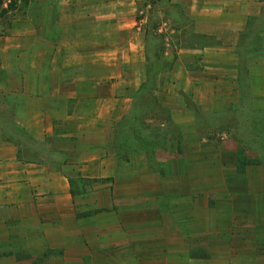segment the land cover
Segmentation results:
<instances>
[{"label": "crops", "instance_id": "0c3cea01", "mask_svg": "<svg viewBox=\"0 0 264 264\" xmlns=\"http://www.w3.org/2000/svg\"><path fill=\"white\" fill-rule=\"evenodd\" d=\"M166 1L186 22L165 11L158 33L177 60L200 65L170 70L178 97L167 104L182 106L171 120L192 116L180 93L206 120L243 106L264 111V51H236L263 21L264 0ZM159 2L38 0L37 17L11 19L0 35V97L12 124L38 142L102 133L132 86L114 66L145 74L146 16L156 6L163 12ZM174 33L198 40L180 47L167 41ZM240 58H248L246 83ZM184 124L163 163L136 148V160L108 151L77 166V176L103 184L90 198L72 193L65 168L22 160L19 146L0 143V256L54 250L63 264H264V161L234 126ZM255 125L264 132V117Z\"/></svg>", "mask_w": 264, "mask_h": 264}, {"label": "rangeland", "instance_id": "374dc122", "mask_svg": "<svg viewBox=\"0 0 264 264\" xmlns=\"http://www.w3.org/2000/svg\"><path fill=\"white\" fill-rule=\"evenodd\" d=\"M38 0H0V35L7 31L8 23L11 19L37 17L40 14V7L36 4ZM159 5L163 8L162 13L159 12L160 7L156 6L149 10L146 16L145 29L149 32V37L145 46V74L134 75L130 65H122L120 68L114 66L117 70L122 69L126 72V76L131 78L132 86L130 91L121 92L120 108L117 109V118L111 122H106L102 133L97 136L93 134H80L79 138L67 137L50 139L46 142L35 141L28 138L16 126L12 124V114L9 104L0 97V143L6 145L19 146L21 152L17 157L25 160L29 158L42 159L49 167L66 169L69 175L77 176L79 172L76 167L88 164L93 155L111 152L116 161L136 160V155H132L134 149L142 150L145 161L163 163L168 158L167 148L172 137H178L177 141H181V130L184 123L191 120L200 129L215 127L218 129H228L234 126L235 131L240 134L246 142H248L255 152L256 160L264 161V132L256 128V119L264 117V111H252L243 106L238 111H214L209 113L208 120L199 112V109L193 104L190 96L180 97L187 104L189 111L192 112L190 119L171 120L172 110H178L182 106L173 104L169 106V100L174 101L178 97L176 93L169 91L170 83L173 81V75L170 70L179 67H189L191 69H199L200 65L197 61H189L186 59L177 60L174 53L175 47L165 44L163 34L158 33L157 27L159 20L165 15H169L171 19L179 22H186L183 15L174 8L168 6L166 0H159ZM10 3V4H9ZM9 4V5H6ZM31 11H26L28 7ZM188 23V22H187ZM258 25L250 27L246 37L242 38L241 43L237 45V52L245 51H264V19L257 21ZM188 25V24H187ZM188 39L198 40V38L187 33L171 34L169 43H178L181 46L187 45ZM172 47L174 48L172 52ZM159 51V52H158ZM163 53L169 52V54ZM248 58H240L238 67L240 68V80L246 83V64ZM136 77V79H135ZM142 77V79H141ZM115 79V78H114ZM113 79V81H114ZM142 85L134 90L136 82ZM175 96V97H174ZM127 98V99H126ZM181 110V109H180ZM61 134V133H60ZM57 146L69 149H56ZM72 144V145H71ZM139 144H142L140 147ZM178 151H181L179 147ZM139 156V155H138ZM88 190L85 197L90 198L95 195V188H100L103 184L94 183ZM23 245H21L22 247ZM2 251H6L0 249ZM0 251V255L4 252ZM61 252L43 251L32 252L16 249L14 254L7 257L0 256V264H63L60 260ZM12 259V260H11Z\"/></svg>", "mask_w": 264, "mask_h": 264}, {"label": "trees", "instance_id": "16d2710c", "mask_svg": "<svg viewBox=\"0 0 264 264\" xmlns=\"http://www.w3.org/2000/svg\"><path fill=\"white\" fill-rule=\"evenodd\" d=\"M139 145L140 147H142V144H139ZM98 181L100 180L93 179V178H85L82 176H77V177L72 176V175L69 176V182L72 187L71 191L73 194H82L83 192H85L88 186H91V183L93 184Z\"/></svg>", "mask_w": 264, "mask_h": 264}]
</instances>
